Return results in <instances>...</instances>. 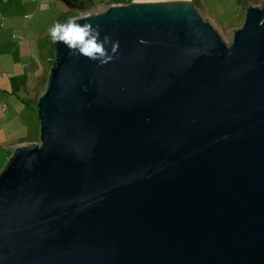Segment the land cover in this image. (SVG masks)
<instances>
[{"label":"water","instance_id":"obj_1","mask_svg":"<svg viewBox=\"0 0 264 264\" xmlns=\"http://www.w3.org/2000/svg\"><path fill=\"white\" fill-rule=\"evenodd\" d=\"M81 15L110 59L54 42L0 264H264V0L230 43L192 0Z\"/></svg>","mask_w":264,"mask_h":264},{"label":"rangeland","instance_id":"obj_2","mask_svg":"<svg viewBox=\"0 0 264 264\" xmlns=\"http://www.w3.org/2000/svg\"><path fill=\"white\" fill-rule=\"evenodd\" d=\"M42 1L36 0L34 6H25L15 4L14 0L8 3L0 0V171L18 146L40 141L36 109L39 97L46 89L51 59L54 58V42L50 39L49 29L58 23L60 15L57 6ZM192 1L227 43L232 41L234 31L242 26L248 6H259L263 2ZM102 7L106 10L109 6ZM2 15H12L15 20L3 21ZM3 22L4 26H1Z\"/></svg>","mask_w":264,"mask_h":264},{"label":"clouds","instance_id":"obj_3","mask_svg":"<svg viewBox=\"0 0 264 264\" xmlns=\"http://www.w3.org/2000/svg\"><path fill=\"white\" fill-rule=\"evenodd\" d=\"M80 20L86 22L81 24ZM50 39L53 42H62L68 49L78 52L94 60L104 62L108 57L105 45L108 37L100 38V32L83 15L72 18L67 23H56L49 29ZM118 45L113 46V50Z\"/></svg>","mask_w":264,"mask_h":264},{"label":"crops","instance_id":"obj_4","mask_svg":"<svg viewBox=\"0 0 264 264\" xmlns=\"http://www.w3.org/2000/svg\"><path fill=\"white\" fill-rule=\"evenodd\" d=\"M2 1L4 3L6 2L8 3L11 0H2ZM15 1L16 0H14V3L17 5L19 3H22L25 6H34V1L36 0H17L16 2ZM43 1H45L46 4H52L59 8L60 15L57 18V22L64 23L75 16L83 14L84 12L103 11L104 7L102 6H110L111 4H116V3L127 4L132 0H43ZM31 15L32 12L29 17H31ZM2 18L3 21L15 20V17L12 15L3 16ZM1 26H4V22Z\"/></svg>","mask_w":264,"mask_h":264},{"label":"built area","instance_id":"obj_5","mask_svg":"<svg viewBox=\"0 0 264 264\" xmlns=\"http://www.w3.org/2000/svg\"><path fill=\"white\" fill-rule=\"evenodd\" d=\"M2 106L5 107V103H3Z\"/></svg>","mask_w":264,"mask_h":264},{"label":"trees","instance_id":"obj_6","mask_svg":"<svg viewBox=\"0 0 264 264\" xmlns=\"http://www.w3.org/2000/svg\"><path fill=\"white\" fill-rule=\"evenodd\" d=\"M246 2H248V1H245V3H246ZM31 100H32V98H31ZM31 100H30V101H31ZM31 103H32V101H31ZM36 110H37V109H36Z\"/></svg>","mask_w":264,"mask_h":264}]
</instances>
